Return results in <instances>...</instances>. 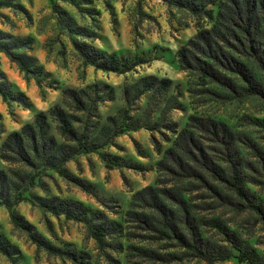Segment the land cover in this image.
I'll use <instances>...</instances> for the list:
<instances>
[{
    "label": "rangeland",
    "instance_id": "1",
    "mask_svg": "<svg viewBox=\"0 0 264 264\" xmlns=\"http://www.w3.org/2000/svg\"><path fill=\"white\" fill-rule=\"evenodd\" d=\"M11 1L0 6V31L30 38L28 50L16 51L32 55L41 71L26 74L0 52V72L9 89L16 97L23 95L18 101L0 97V144L8 132L32 123L39 111L46 116L47 133L66 142L48 113L56 105L72 115L76 132L86 135L84 147H95L64 163L69 178L40 164L0 158V170L24 197L14 205L16 212L51 244L84 253L89 264H244L236 259L239 251L264 264V70L236 37L218 44L248 69L255 81L253 93L245 90L238 73L219 68L229 81L223 86L201 80L195 69H183L178 62L177 52L187 41L216 22L220 0ZM50 1L64 12L66 24L58 23ZM72 41L115 54L126 60V70L84 64ZM160 80H166L162 88ZM64 89L78 92L85 108L75 110ZM190 117L219 123L229 134L224 148L189 128L218 167L220 180L199 166L203 181L158 166L177 132L193 125ZM98 153L117 164L105 168ZM233 171L243 196L227 182ZM148 186L160 190L159 199L183 234L193 232L229 256L206 262L160 233L158 213L133 199ZM50 196L79 202L87 209L85 218L43 210L37 200ZM249 202L259 205L263 215L246 207ZM132 212L147 215L151 224L138 221ZM97 215L112 222L102 248L89 235L102 222ZM0 234L19 251L11 258L0 253V264H74L36 248L9 222L2 205Z\"/></svg>",
    "mask_w": 264,
    "mask_h": 264
},
{
    "label": "trees",
    "instance_id": "2",
    "mask_svg": "<svg viewBox=\"0 0 264 264\" xmlns=\"http://www.w3.org/2000/svg\"><path fill=\"white\" fill-rule=\"evenodd\" d=\"M11 2V0H2L0 6H10ZM50 7L52 12L56 14L58 23L66 24V19L63 17L64 12L52 1H50ZM217 7L216 22L209 29L197 31L194 38L189 39L186 46L177 52L179 65L183 69H195L201 80L208 78L223 86H227L229 81L220 73L219 68L238 73L244 82L245 90L253 93L256 86L250 72L242 62L234 59L229 52L223 50L218 44V40L223 41L227 38L236 37L240 45L249 51L258 66L264 70V42H261V38L264 37V0H220ZM72 45L84 64L103 71L117 73H122L127 68L126 60H121L113 53H105L86 43L72 41ZM30 46V38L21 39L0 31V52L24 73L36 75L41 71L36 59L28 53L16 51L18 49L28 50ZM165 81H159L161 88ZM62 94L69 98L75 110L81 111L85 108L83 99L75 90L64 89ZM0 97L2 99H16L17 101L23 97L21 93H18V97L13 95L5 76L1 72ZM48 113L54 120L58 133L66 142H56L47 133L46 116L39 111L35 113L32 123H25L18 130L10 131L5 135L0 144V158L4 161L15 160L27 166L40 164L44 168L52 169L62 177L69 178L64 163L78 152L94 151L95 147H84L87 137L83 133L76 132L71 126L72 115L56 105L52 106ZM189 120L193 125L188 123L187 127L177 132L172 147L165 150L164 158L158 161V166L166 169V171L177 170L182 175L203 181V175L196 168L199 166L216 180H220L222 177L218 167L205 153L202 142L194 134L195 131L189 128H196L206 133L210 141L216 142L224 148L228 147L226 144H228L229 137L227 138L226 135L229 136V134L223 130L219 123L214 121L198 120L194 117H190ZM67 141H71L73 144H68ZM107 156L98 153V157L103 161L105 168L109 169L117 163L116 161H109ZM227 182L237 195L243 196L234 171L229 174ZM31 184H33V178L29 176L28 185ZM159 192L158 188L144 187L133 194V199L142 200L146 206H150L158 213L161 220L160 233H168L167 236L174 239L181 248L190 251L191 256L206 262L222 260L229 256L222 253L220 249L202 241L193 232H190L189 236L183 234L176 223L172 221V217H169L170 209L159 199ZM23 199L24 197L15 183L10 181L6 174L0 170V205L5 208L9 222L20 229L36 248L43 249L48 254L65 257L74 264H89L85 260L84 253L78 255L74 250L63 249L51 244L17 213L14 205ZM37 203L43 210L53 215L62 214L67 219L83 220L87 213V209L79 202L56 196L39 198ZM246 207L258 215H263L261 207L257 204L249 202ZM131 214L136 215L138 221L151 224L147 215L135 212ZM99 218L102 222L92 226L89 229V235L95 240L97 246L102 248L105 232L112 222H107L102 215ZM0 253L11 258L13 255H17L19 251L16 246L0 234ZM236 259L244 264H258L243 251L238 252Z\"/></svg>",
    "mask_w": 264,
    "mask_h": 264
}]
</instances>
